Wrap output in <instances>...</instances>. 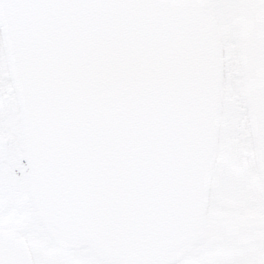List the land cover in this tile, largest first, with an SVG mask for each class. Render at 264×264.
I'll return each instance as SVG.
<instances>
[{"label": "snow or ice", "instance_id": "6c2138e0", "mask_svg": "<svg viewBox=\"0 0 264 264\" xmlns=\"http://www.w3.org/2000/svg\"><path fill=\"white\" fill-rule=\"evenodd\" d=\"M0 264H264V0H0Z\"/></svg>", "mask_w": 264, "mask_h": 264}]
</instances>
